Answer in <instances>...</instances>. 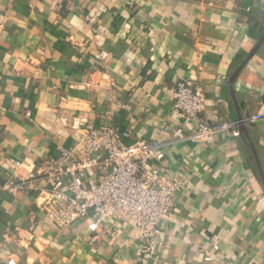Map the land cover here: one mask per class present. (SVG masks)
I'll list each match as a JSON object with an SVG mask.
<instances>
[{
	"label": "crops",
	"instance_id": "1",
	"mask_svg": "<svg viewBox=\"0 0 264 264\" xmlns=\"http://www.w3.org/2000/svg\"><path fill=\"white\" fill-rule=\"evenodd\" d=\"M263 33L264 0H0V184L14 161L24 174L39 170L110 125L129 133L126 144L164 143L162 171L183 182L149 264H208L200 246L212 242L211 264H264V186L251 148L264 173V43L230 87ZM181 79L203 85V118L235 123L236 134L179 139L192 130L172 112ZM46 187L0 190V264H144L131 223L108 219L93 242L88 219L59 227L47 217Z\"/></svg>",
	"mask_w": 264,
	"mask_h": 264
},
{
	"label": "built area",
	"instance_id": "2",
	"mask_svg": "<svg viewBox=\"0 0 264 264\" xmlns=\"http://www.w3.org/2000/svg\"><path fill=\"white\" fill-rule=\"evenodd\" d=\"M97 56L104 59L107 53ZM171 91L173 115L192 129L179 139L209 145L219 133L236 134L235 123L211 124L203 118L207 99L201 83L181 79ZM128 135L110 125L87 130L72 146L60 147L59 155L45 166L26 174L22 173L24 162L14 161L13 172L0 190L16 194L38 181L46 182L40 192L47 217L59 227L88 219L93 242L101 237L106 220L131 223L144 244V264H149L158 258L160 225L174 209L183 182L162 171L164 143L137 140L126 144L123 138ZM218 249L217 242L201 245L204 261L211 264Z\"/></svg>",
	"mask_w": 264,
	"mask_h": 264
},
{
	"label": "water",
	"instance_id": "3",
	"mask_svg": "<svg viewBox=\"0 0 264 264\" xmlns=\"http://www.w3.org/2000/svg\"><path fill=\"white\" fill-rule=\"evenodd\" d=\"M263 43H264V33L262 34L261 38L259 39V41L255 45V47L253 48V50L250 52V54L246 57V59L240 64V66L238 67V69L232 75L231 80H230V87H231V89H233L234 81L236 80V78L239 75L240 71L248 63V61L252 58V56L257 52V50L261 47V45ZM234 98L236 99L235 96H234ZM236 105L238 107V103L237 102H236ZM238 113H239L238 114V118H239L240 133L242 134L243 137L246 136L250 140V142H252V140H251V138L249 136V131H248L247 124L245 122V119L241 115V113L239 111V108H238ZM251 148H252V151L254 153V157L256 159V162L258 164L259 171H260V175H261V179H262V183H263V186H264V173H263L262 166L260 164V160H259V157H258V152L256 150V147L252 143H251Z\"/></svg>",
	"mask_w": 264,
	"mask_h": 264
}]
</instances>
